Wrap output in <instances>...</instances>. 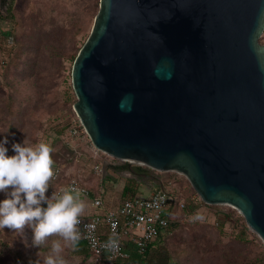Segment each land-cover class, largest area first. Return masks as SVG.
Here are the masks:
<instances>
[{"label":"water","instance_id":"95a60500","mask_svg":"<svg viewBox=\"0 0 264 264\" xmlns=\"http://www.w3.org/2000/svg\"><path fill=\"white\" fill-rule=\"evenodd\" d=\"M264 0H100L72 66L94 145L184 174L264 242Z\"/></svg>","mask_w":264,"mask_h":264},{"label":"rangeland","instance_id":"374dc122","mask_svg":"<svg viewBox=\"0 0 264 264\" xmlns=\"http://www.w3.org/2000/svg\"><path fill=\"white\" fill-rule=\"evenodd\" d=\"M99 8L100 0H0V139L8 137L9 155L11 144L25 139L31 144L44 141L52 148L65 141L60 131L50 135L49 121L77 100L72 66ZM156 171L189 187L177 171ZM82 174L92 176L88 169ZM114 178L107 182L115 197L123 185L121 176ZM145 188L142 185L140 192H150ZM192 195L195 199L183 221L172 224L166 243L151 255L154 264H245L252 259L264 264V242L239 209L204 204L197 191ZM197 211L203 212V221L189 219ZM32 235L27 226L23 232L0 229V264H29L39 251L41 258L46 255L48 247H31ZM63 255L67 264H92L90 255L77 247L66 245Z\"/></svg>","mask_w":264,"mask_h":264},{"label":"built area","instance_id":"2783aa9c","mask_svg":"<svg viewBox=\"0 0 264 264\" xmlns=\"http://www.w3.org/2000/svg\"><path fill=\"white\" fill-rule=\"evenodd\" d=\"M49 127L50 134L65 128L64 143L69 150L61 151L58 160L54 161V176L48 194L54 189L66 187H77L81 191L92 212H85L81 218L80 240L86 242L94 259L93 264H138L133 260V253L150 257L155 248L152 243L158 240L160 234L168 232L171 217L184 219L188 200L195 199L192 193L196 191L190 180L178 172L186 177L189 186L181 187L165 175H138L131 166L140 163L117 158L94 145L74 107L52 117ZM86 144L89 145L85 147ZM126 163L128 167L119 170L118 167ZM61 165L66 167L62 169ZM83 169H88L91 177L96 179V187L83 180ZM110 174L121 176V180L125 181L120 194L117 193V199L108 197L106 176ZM61 180L68 182L61 184ZM129 182L134 189L123 194ZM143 183H147V186ZM142 185L150 192H140ZM89 224L95 227H86ZM113 236L118 240V246L115 249L105 247Z\"/></svg>","mask_w":264,"mask_h":264},{"label":"clouds","instance_id":"9594fccd","mask_svg":"<svg viewBox=\"0 0 264 264\" xmlns=\"http://www.w3.org/2000/svg\"><path fill=\"white\" fill-rule=\"evenodd\" d=\"M0 139V229L23 232L32 230L31 247L41 250L48 247L42 258L30 259L29 264H67L63 252L66 245L75 248L81 239V218L88 207L77 187L54 189L49 195L50 181L54 176L53 148L44 141L11 144ZM191 221H203L197 211ZM86 227L94 228L89 224ZM50 237H56L49 239ZM118 240L113 236L105 247L115 249Z\"/></svg>","mask_w":264,"mask_h":264},{"label":"trees","instance_id":"16d2710c","mask_svg":"<svg viewBox=\"0 0 264 264\" xmlns=\"http://www.w3.org/2000/svg\"><path fill=\"white\" fill-rule=\"evenodd\" d=\"M76 56H77V55H76ZM75 58H76V57H75ZM75 58H74V60H75ZM72 89H73V88H72ZM72 91H73V95H74V97H75L74 90H72ZM70 107L72 108L73 105L70 106ZM64 129H65V128H61V129L57 130L56 132L60 131L61 133H63V134L61 135V136L63 137V135L65 134V130H64ZM50 135H52V134H50ZM64 149L69 150V149L66 147V145H65L64 142H63V144H61V145H58V146H54V147H53V153H52V156H53V160H54V161L58 160V157L60 156L59 154H60L61 151H63ZM126 167H128V163L123 164V165H120L118 168H119V170H121V169H124V168H126ZM131 168L133 169V171H134L135 173H137V174L140 175V176L150 175V174H152V173H155V174L157 175V177L160 176L159 174L156 173L157 171H156L155 169H153V168H151V167H149V166H146V165L134 164V165L131 166ZM109 178H111V179H115V178L113 177V175H111V174L106 176V180H108ZM61 181H63V180H61ZM61 181H59L61 184H66V183H67V182H61ZM67 181H68V180H67ZM95 187H96V186H95ZM133 189H134V187H133L132 183L129 182V183H127V184L125 185V187H124V189H123V194H127L129 191H131V190H133ZM191 201H192V199H189V200H188V206H187V208H186L185 211H184L185 214H187V211H189ZM202 203L206 204L204 201H202ZM181 221H183V219H180L178 216H172V217H171V222H170L169 227H168V232H166V233H164V234H160L158 240L155 241L154 243H152L153 245H155L154 252L157 251V250H159V249L163 246V245H162L163 243H166V242H165V239H166V237L168 236V234H170L172 224H173V223H177V222H181ZM153 245H151V246H153ZM76 247L78 248V250H80L81 253H83V254H87V255H90V257L92 258V264L94 263L93 256H92L91 253H89L85 241H83V240H79V242H78V244H77ZM150 256H151V255H150ZM140 258H141V264H149V263L147 262V260H146V258H149V257H141V256H140ZM133 260H134V259H133ZM152 264H154V263H152ZM155 264H156V263H155ZM245 264H263V263H261L259 260L256 261V260L252 259V260H248V261H246Z\"/></svg>","mask_w":264,"mask_h":264},{"label":"crops","instance_id":"0c3cea01","mask_svg":"<svg viewBox=\"0 0 264 264\" xmlns=\"http://www.w3.org/2000/svg\"><path fill=\"white\" fill-rule=\"evenodd\" d=\"M83 176V175H82ZM83 178V180L85 181V182H88L89 184H91L93 187H95L96 185V182H94V180H92V179H90V178H92V177H90V176H87L86 174H84V176L82 177ZM125 183V181L124 180H121L120 181V185H123ZM144 184V186H147V183H143ZM95 185V186H94ZM144 188V187H143ZM141 189V188H140ZM116 191H114V189H112V188H110L109 187V190H108V197H112L113 196V193H115ZM149 193V192H148ZM118 198V194L117 195H115V197L113 198V199H117ZM86 213H90V212H92V209L88 206L87 208H86V211H85ZM153 256H154V254H152ZM153 256H151V257H149V258H146V260H147V262L149 263V264H152L153 263V261H152V257ZM133 258H134V260L135 261H137V263L138 264H141V258H140V256L137 254V253H133Z\"/></svg>","mask_w":264,"mask_h":264}]
</instances>
